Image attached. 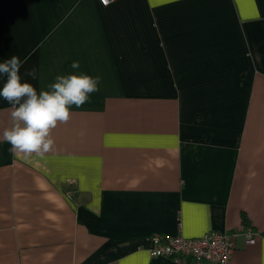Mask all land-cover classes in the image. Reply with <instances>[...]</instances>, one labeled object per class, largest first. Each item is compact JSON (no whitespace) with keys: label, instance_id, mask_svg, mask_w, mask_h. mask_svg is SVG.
Masks as SVG:
<instances>
[{"label":"crops","instance_id":"0c3cea01","mask_svg":"<svg viewBox=\"0 0 264 264\" xmlns=\"http://www.w3.org/2000/svg\"><path fill=\"white\" fill-rule=\"evenodd\" d=\"M14 55L38 93L100 82L43 156L10 150L0 97V264H190L150 237L213 230L264 264V0H0Z\"/></svg>","mask_w":264,"mask_h":264},{"label":"clouds","instance_id":"9594fccd","mask_svg":"<svg viewBox=\"0 0 264 264\" xmlns=\"http://www.w3.org/2000/svg\"><path fill=\"white\" fill-rule=\"evenodd\" d=\"M24 61L18 56L0 63V75L6 82L0 89V97L11 106V127L3 132V138L11 146L10 150L43 156L54 144L52 130L58 123H67L71 118L72 106L82 107L89 102L90 95L99 91V76L88 74L57 75L49 90L39 93L31 83L22 82L20 69ZM73 69H79V61H73ZM36 79L35 69L27 73Z\"/></svg>","mask_w":264,"mask_h":264},{"label":"built area","instance_id":"2783aa9c","mask_svg":"<svg viewBox=\"0 0 264 264\" xmlns=\"http://www.w3.org/2000/svg\"><path fill=\"white\" fill-rule=\"evenodd\" d=\"M108 5L113 0H98ZM236 231H209L199 237L188 238L152 235L150 256H166L190 264H229L235 249ZM245 240L253 243L257 234L250 227L244 229Z\"/></svg>","mask_w":264,"mask_h":264}]
</instances>
